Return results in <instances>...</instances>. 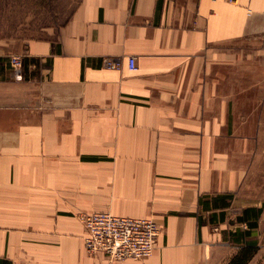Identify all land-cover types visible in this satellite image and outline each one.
I'll use <instances>...</instances> for the list:
<instances>
[{
  "label": "crops",
  "instance_id": "1",
  "mask_svg": "<svg viewBox=\"0 0 264 264\" xmlns=\"http://www.w3.org/2000/svg\"><path fill=\"white\" fill-rule=\"evenodd\" d=\"M63 11L0 0V261L204 264L255 208L240 191L263 110L264 0H76L57 25ZM85 213L153 220V255H88Z\"/></svg>",
  "mask_w": 264,
  "mask_h": 264
},
{
  "label": "built area",
  "instance_id": "2",
  "mask_svg": "<svg viewBox=\"0 0 264 264\" xmlns=\"http://www.w3.org/2000/svg\"><path fill=\"white\" fill-rule=\"evenodd\" d=\"M234 2V0H227ZM135 69V61L128 60ZM16 80H21V59L11 58ZM106 67L115 69L117 64L107 61ZM85 229L84 248L88 255L104 254L110 262L143 260L153 255L161 233L160 226L151 219L114 216L110 213H85L79 216Z\"/></svg>",
  "mask_w": 264,
  "mask_h": 264
},
{
  "label": "rangeland",
  "instance_id": "3",
  "mask_svg": "<svg viewBox=\"0 0 264 264\" xmlns=\"http://www.w3.org/2000/svg\"><path fill=\"white\" fill-rule=\"evenodd\" d=\"M7 1L8 0H4L5 4H7ZM14 1L19 3L21 9L23 0ZM27 1L28 0H25V3ZM75 1L76 0H63L64 11L62 14L56 15L57 25L62 24L66 20L69 15L68 12L71 10ZM20 18L22 17L20 16ZM35 19L38 21V15H36ZM37 33L39 32L31 31V35ZM241 189L240 196L242 200L249 201V203L255 207H263L262 213L257 220V228L252 229L250 231V236L241 241L237 242L233 239V242L232 240L231 242L228 241L229 243L227 245L214 250L212 254L207 253L204 255V264H229L238 257V255H242L244 251L245 254H243V257L249 256L247 264H264V101L260 125L257 126L256 149L249 167V172ZM234 226L236 228L241 227L244 232L248 231L247 225L240 224ZM249 245L251 247H249Z\"/></svg>",
  "mask_w": 264,
  "mask_h": 264
},
{
  "label": "trees",
  "instance_id": "4",
  "mask_svg": "<svg viewBox=\"0 0 264 264\" xmlns=\"http://www.w3.org/2000/svg\"><path fill=\"white\" fill-rule=\"evenodd\" d=\"M262 208L263 207L247 208L242 212V217L239 219V221L246 224L249 229H248V231H245V232H239L237 234V238L235 239V241L238 242V241H241L242 239L250 236V231L252 229L257 228V220L259 219V217L262 213ZM249 247H251V246L249 245ZM243 254H245V251H244V253H242V255H240V256L238 255V257H236L234 260H232V262H230L229 264H247L249 261V256L243 257ZM0 264H8V263L0 261Z\"/></svg>",
  "mask_w": 264,
  "mask_h": 264
}]
</instances>
